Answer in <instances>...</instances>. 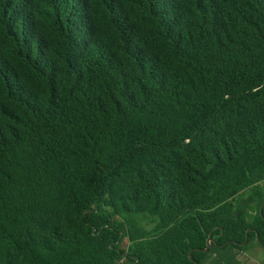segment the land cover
I'll return each instance as SVG.
<instances>
[{"label":"trees","instance_id":"1","mask_svg":"<svg viewBox=\"0 0 264 264\" xmlns=\"http://www.w3.org/2000/svg\"><path fill=\"white\" fill-rule=\"evenodd\" d=\"M263 182L264 0H0V264L264 249Z\"/></svg>","mask_w":264,"mask_h":264},{"label":"rangeland","instance_id":"2","mask_svg":"<svg viewBox=\"0 0 264 264\" xmlns=\"http://www.w3.org/2000/svg\"><path fill=\"white\" fill-rule=\"evenodd\" d=\"M250 197L253 198V201L248 200ZM233 203L237 209L243 211L248 221L252 219L256 197L252 195L251 191L244 192ZM225 250H214L202 264H264V249L257 244L255 239L242 245V247L233 246Z\"/></svg>","mask_w":264,"mask_h":264},{"label":"water","instance_id":"3","mask_svg":"<svg viewBox=\"0 0 264 264\" xmlns=\"http://www.w3.org/2000/svg\"><path fill=\"white\" fill-rule=\"evenodd\" d=\"M261 209H262V207L260 208V211H261ZM250 230H247L246 231V233H245V241L241 244V245H244V244H246V242H247V235H248V232H249ZM212 243H214V241H213V239H207L206 240V246H205V248L204 249H202L201 251H203V252H206L210 247H211V244ZM231 242H226L225 244H223V246H225V245H228V244H230ZM235 244H237V243H235ZM189 255H190V253H189ZM197 264V263H196Z\"/></svg>","mask_w":264,"mask_h":264}]
</instances>
